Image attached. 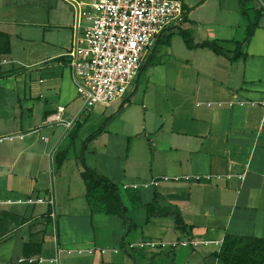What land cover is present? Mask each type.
<instances>
[{
	"label": "crops",
	"instance_id": "0c3cea01",
	"mask_svg": "<svg viewBox=\"0 0 264 264\" xmlns=\"http://www.w3.org/2000/svg\"><path fill=\"white\" fill-rule=\"evenodd\" d=\"M75 1L94 0H42L27 15L25 0H0L12 47L0 62V137L16 136L0 141V264H224L226 235L264 238V0H180L194 43L216 42L230 57L247 33L241 2L250 19L260 17L235 59L164 30L127 96L87 110L65 57ZM18 25L24 35L8 30ZM14 37L26 60L14 56ZM15 62L26 68L16 72ZM58 106L76 119L70 129L46 123ZM84 165L126 190V220L91 212ZM51 188L56 217L47 202H29ZM156 197L181 212L187 232L172 215L148 218ZM27 243L39 255L26 257Z\"/></svg>",
	"mask_w": 264,
	"mask_h": 264
},
{
	"label": "built area",
	"instance_id": "2783aa9c",
	"mask_svg": "<svg viewBox=\"0 0 264 264\" xmlns=\"http://www.w3.org/2000/svg\"><path fill=\"white\" fill-rule=\"evenodd\" d=\"M71 4L75 22L65 57L77 94L83 100V110L98 103L108 105L123 100L160 34L166 29L183 26L187 18L180 0H94ZM64 111V106H58L47 117L46 123H63L70 129L76 119L63 118ZM14 137H0V141ZM211 178V175L194 176L196 181ZM151 184L156 186L159 182L153 180ZM29 202H47L54 208L51 214L56 217L52 188L47 198ZM190 243L195 244L196 241L191 240ZM140 246L154 247L155 244L143 243Z\"/></svg>",
	"mask_w": 264,
	"mask_h": 264
},
{
	"label": "trees",
	"instance_id": "16d2710c",
	"mask_svg": "<svg viewBox=\"0 0 264 264\" xmlns=\"http://www.w3.org/2000/svg\"><path fill=\"white\" fill-rule=\"evenodd\" d=\"M243 14L248 19L247 33L245 38L237 45V52L232 56L220 47L216 42L205 41L201 44H195L190 33L179 27L178 33L183 37L189 48L195 47H208L217 54L225 55L231 59H235L240 55L241 47L251 38L257 27L260 14L257 13L254 20L250 19L247 10L244 8L242 2ZM12 52L11 47V34L0 30V62L4 56L10 55ZM144 65L142 66V68ZM101 130L91 134L84 142L83 147L94 139ZM68 153V148L61 149L56 155V165L60 169L65 161ZM81 177L84 181L86 188V200L91 209V212L103 213L106 215L118 216L127 219L128 208L124 204L120 187L113 182L109 177L99 173L97 170L84 165L81 172ZM157 197L154 202L145 205L147 208V216L150 217L158 215H172L175 219L177 229L182 232H187L190 228L184 222L181 212L173 207H161L157 204ZM6 213L0 211V228L6 219ZM135 225L130 224L128 231ZM0 231V240H1ZM41 248L38 244L27 243L24 246V254L26 257L39 255ZM224 264H264V238L257 237H243L235 235H226L222 244L221 250L217 255Z\"/></svg>",
	"mask_w": 264,
	"mask_h": 264
},
{
	"label": "rangeland",
	"instance_id": "374dc122",
	"mask_svg": "<svg viewBox=\"0 0 264 264\" xmlns=\"http://www.w3.org/2000/svg\"><path fill=\"white\" fill-rule=\"evenodd\" d=\"M41 1L42 0H25L26 3L23 2L25 4H22V6H21L22 9L20 11H22V13H25V15H27V13H29L30 4H32L34 2L35 3H39ZM60 7H62V6H60ZM8 30L10 32H12V33H17V34H19V32H21V34L24 35L26 33L25 30H27V28H25L24 26L18 25V26H15L13 28H8ZM34 33H35L36 36H38V35L41 34V31H36ZM12 41H13V45H14L13 46V50H14V54H15L14 56L17 57V58L18 57L21 58V60H26L25 59V52H24L25 50L23 48L24 43L22 42V40L17 38V37H14ZM10 65L11 66L14 65L17 68V70H15L16 72H18V71L21 72V71H23L26 68L25 66H23L21 64H18L17 62H15L14 64H10ZM121 192L124 195L126 193V190L121 188Z\"/></svg>",
	"mask_w": 264,
	"mask_h": 264
}]
</instances>
